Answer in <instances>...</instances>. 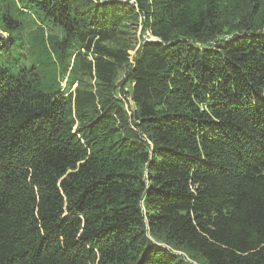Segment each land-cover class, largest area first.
I'll return each instance as SVG.
<instances>
[{"label": "trees", "instance_id": "1", "mask_svg": "<svg viewBox=\"0 0 264 264\" xmlns=\"http://www.w3.org/2000/svg\"><path fill=\"white\" fill-rule=\"evenodd\" d=\"M0 264H264V0H0Z\"/></svg>", "mask_w": 264, "mask_h": 264}, {"label": "rangeland", "instance_id": "2", "mask_svg": "<svg viewBox=\"0 0 264 264\" xmlns=\"http://www.w3.org/2000/svg\"><path fill=\"white\" fill-rule=\"evenodd\" d=\"M137 34H138V37L141 39L142 38V36H141V27L139 28V31L137 32ZM130 54L132 56L134 54V52H131Z\"/></svg>", "mask_w": 264, "mask_h": 264}]
</instances>
